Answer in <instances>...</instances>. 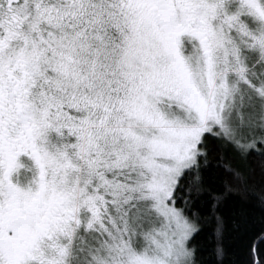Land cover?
Wrapping results in <instances>:
<instances>
[{"label": "snow or ice", "instance_id": "1", "mask_svg": "<svg viewBox=\"0 0 264 264\" xmlns=\"http://www.w3.org/2000/svg\"><path fill=\"white\" fill-rule=\"evenodd\" d=\"M213 167L264 204V0H0V264H264Z\"/></svg>", "mask_w": 264, "mask_h": 264}, {"label": "trees", "instance_id": "2", "mask_svg": "<svg viewBox=\"0 0 264 264\" xmlns=\"http://www.w3.org/2000/svg\"><path fill=\"white\" fill-rule=\"evenodd\" d=\"M212 162L214 165L218 163L215 157H213ZM205 179L209 181L211 188L223 193L220 207L230 226L239 221L242 231L264 228V204L259 199L261 193L258 188L249 192L229 190L228 184L231 177L224 171L223 167H213L210 170V175H206ZM257 181H259L258 176ZM208 227L210 229L211 225ZM228 243L231 244L232 242L229 241ZM208 258L205 255L204 259L207 260ZM229 258L235 260V253L230 254Z\"/></svg>", "mask_w": 264, "mask_h": 264}]
</instances>
